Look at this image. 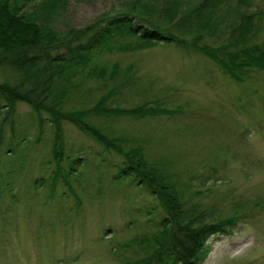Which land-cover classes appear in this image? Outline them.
Here are the masks:
<instances>
[{"label":"rangeland","instance_id":"rangeland-1","mask_svg":"<svg viewBox=\"0 0 264 264\" xmlns=\"http://www.w3.org/2000/svg\"><path fill=\"white\" fill-rule=\"evenodd\" d=\"M18 6L25 18L62 38L82 35L81 42L93 25L124 12L153 15L156 28L178 39L118 35L119 48L93 50L81 66L61 67L69 76L56 75L53 93L63 111H88L100 102L125 111L83 118L118 139L122 152L138 149L175 182L185 207L205 210L204 221L240 216L231 233L206 241L199 264H264V67L242 68L235 80L191 45L199 35V44L211 48L230 44L241 19L256 12L260 32L228 50L264 49V0H18ZM201 26L207 30L199 33ZM9 78L0 72V82ZM4 102L0 264L135 263L146 243L126 242L156 231L164 211L145 184L120 176L122 153L63 119L57 161L47 113L40 130L30 105L17 101L7 115ZM141 106L155 110L130 112Z\"/></svg>","mask_w":264,"mask_h":264},{"label":"trees","instance_id":"trees-1","mask_svg":"<svg viewBox=\"0 0 264 264\" xmlns=\"http://www.w3.org/2000/svg\"><path fill=\"white\" fill-rule=\"evenodd\" d=\"M133 11L149 14L144 8H134ZM149 16L152 17L148 18L134 12L114 15L105 19L100 25H93L90 31L92 34L81 42L80 39L84 38L82 35H79L78 41L75 40L76 33L62 38L53 29L39 25L32 18H25V15L20 14L18 0L12 2L0 0V72L10 76L9 79L0 82V99L3 98L4 104L8 106L7 115L14 112L13 103L17 101L30 105L40 130L44 119L41 113H47L48 121L54 126L53 154L57 161L60 157L57 147L63 145L61 142L63 119L89 133L101 143L102 147L122 153L123 166L119 169L120 176L130 175L137 184L140 182L145 184L164 211V217L156 231L140 235L126 242V246L132 245L133 241L135 245L146 243L144 245L146 251L141 253L135 263L129 264H198L204 257V244L207 239L211 235L230 233L236 225V219L225 217L204 221L205 210L194 207L197 213L195 210H191L192 207H185V201L182 199L183 193L175 182L166 178L167 175L165 176L164 172L163 174L149 165L147 160L141 157L135 149H126L122 152L121 146L117 143L118 139L107 138L83 118V115L92 113L108 115L122 114L125 111L105 108L102 102L99 107H93L88 111H63L60 108L61 96L53 93L54 87L61 80L56 75H59L60 71L64 72L61 67L81 66L93 50L111 51V49L119 48L116 46L118 45L116 44L118 35L137 38L142 42L175 41V43H179L176 37L171 36V33H163L161 29L156 28L157 25L154 22L157 20L153 18V15ZM258 16L260 15L253 12L243 17L240 21V32L228 45L211 48L199 44L198 39L201 38V35L193 39L191 45L206 53L225 74L235 80H240L239 74L242 68L246 67L243 69L246 70L251 67H264V49L258 47L254 49L241 48L238 51L228 49L236 48L252 40L260 32L261 24H255ZM196 23L197 20L189 26ZM206 30L207 28L202 26L198 29L199 33ZM218 50H227L224 54L225 58L218 56ZM70 72L75 73L74 71ZM63 74L64 79L69 76ZM154 110L152 107L146 109L141 106L138 109H131L130 112L137 114ZM7 123V119L4 118L0 122V144L3 141L1 140V127L8 125ZM9 125L11 126L12 123L10 122ZM1 147L0 145V150ZM60 170L58 167L56 172H52V180L58 177ZM235 217L239 218L240 216L236 214Z\"/></svg>","mask_w":264,"mask_h":264}]
</instances>
